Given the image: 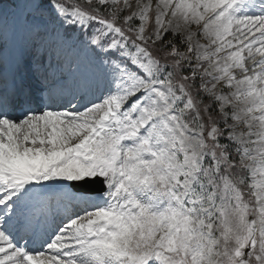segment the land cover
<instances>
[{
  "label": "snow or ice",
  "instance_id": "1",
  "mask_svg": "<svg viewBox=\"0 0 264 264\" xmlns=\"http://www.w3.org/2000/svg\"><path fill=\"white\" fill-rule=\"evenodd\" d=\"M0 264H264V0H0Z\"/></svg>",
  "mask_w": 264,
  "mask_h": 264
}]
</instances>
